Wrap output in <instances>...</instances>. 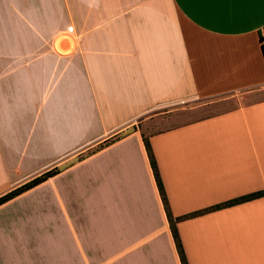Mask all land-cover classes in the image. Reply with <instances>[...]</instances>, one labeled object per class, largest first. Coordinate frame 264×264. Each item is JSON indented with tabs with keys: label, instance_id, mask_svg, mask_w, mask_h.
<instances>
[{
	"label": "crops",
	"instance_id": "obj_1",
	"mask_svg": "<svg viewBox=\"0 0 264 264\" xmlns=\"http://www.w3.org/2000/svg\"><path fill=\"white\" fill-rule=\"evenodd\" d=\"M263 40L264 0H0V195L58 171L0 205V264H181L172 230L264 264Z\"/></svg>",
	"mask_w": 264,
	"mask_h": 264
},
{
	"label": "trees",
	"instance_id": "obj_2",
	"mask_svg": "<svg viewBox=\"0 0 264 264\" xmlns=\"http://www.w3.org/2000/svg\"><path fill=\"white\" fill-rule=\"evenodd\" d=\"M150 165H151V168H152L153 173H154L155 182L157 184L158 189L160 190L159 181H158L157 176L155 174L154 164H153V161L151 159H150ZM57 172L58 171L55 168L47 170V171H44V172L32 177L31 179L27 180L23 184L15 187V188H12L11 190L1 194L0 195V205L5 203L6 201L16 197L17 195H19V194L31 189L32 187L38 185L39 183L45 181L46 179L54 176L55 174H57ZM259 194L260 193H256V194H253L250 197H255V196L259 195ZM243 199L244 198L239 199V200H243ZM239 200H234V201H232L230 203H234V202H237ZM169 222H170V219H169ZM172 235H173L175 246H176V249H177V252H178V255H179L180 262H181V264H186L185 261H184V258H183L182 252H181V248H180L179 242L177 240L175 231H173V230H172Z\"/></svg>",
	"mask_w": 264,
	"mask_h": 264
},
{
	"label": "rangeland",
	"instance_id": "obj_3",
	"mask_svg": "<svg viewBox=\"0 0 264 264\" xmlns=\"http://www.w3.org/2000/svg\"><path fill=\"white\" fill-rule=\"evenodd\" d=\"M260 97H262V96H260ZM210 104L211 105H209V106L208 105H206V106L200 105V106H197L193 109L188 108V109L179 110L176 114L177 118L175 121L173 119H169L173 116L167 117V119H169L170 121L165 120L166 118L164 117L163 120L158 121V122H160V124L157 125V127H155L151 131H158L160 129H163L166 126L177 125V124L184 123V122H187V121H190L193 119H198L201 117L212 115L214 113L224 111V110L229 109L231 107H234L236 105L235 103H224L223 105H221V103L220 104L210 103Z\"/></svg>",
	"mask_w": 264,
	"mask_h": 264
},
{
	"label": "water",
	"instance_id": "obj_4",
	"mask_svg": "<svg viewBox=\"0 0 264 264\" xmlns=\"http://www.w3.org/2000/svg\"><path fill=\"white\" fill-rule=\"evenodd\" d=\"M73 42L67 35H61L56 38L54 42V48L57 52L66 54L71 51Z\"/></svg>",
	"mask_w": 264,
	"mask_h": 264
},
{
	"label": "built area",
	"instance_id": "obj_5",
	"mask_svg": "<svg viewBox=\"0 0 264 264\" xmlns=\"http://www.w3.org/2000/svg\"><path fill=\"white\" fill-rule=\"evenodd\" d=\"M262 44H264V40H263V43Z\"/></svg>",
	"mask_w": 264,
	"mask_h": 264
}]
</instances>
